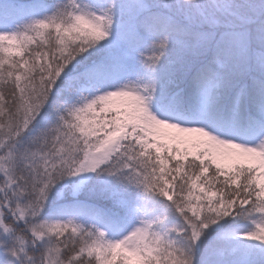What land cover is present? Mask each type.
Masks as SVG:
<instances>
[{"label": "snow or ice", "instance_id": "6c2138e0", "mask_svg": "<svg viewBox=\"0 0 264 264\" xmlns=\"http://www.w3.org/2000/svg\"><path fill=\"white\" fill-rule=\"evenodd\" d=\"M0 264H264V0H0Z\"/></svg>", "mask_w": 264, "mask_h": 264}]
</instances>
